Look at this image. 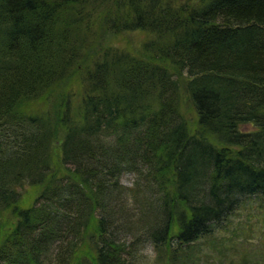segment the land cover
<instances>
[{
    "label": "trees",
    "instance_id": "obj_1",
    "mask_svg": "<svg viewBox=\"0 0 264 264\" xmlns=\"http://www.w3.org/2000/svg\"><path fill=\"white\" fill-rule=\"evenodd\" d=\"M137 30L135 52L99 42ZM138 159L156 248L264 199V0H0V264H131L103 180Z\"/></svg>",
    "mask_w": 264,
    "mask_h": 264
},
{
    "label": "rangeland",
    "instance_id": "obj_2",
    "mask_svg": "<svg viewBox=\"0 0 264 264\" xmlns=\"http://www.w3.org/2000/svg\"><path fill=\"white\" fill-rule=\"evenodd\" d=\"M173 1H180V4L184 5L190 0ZM84 31L83 28L80 33L71 35L73 37L71 39L76 41L83 36ZM152 34L146 30L108 33L101 36L99 42L101 45L115 49L135 52L143 47L144 42L154 37L155 34ZM184 102H186L185 98ZM25 110L28 114H40L45 111V104L35 102L30 109ZM192 117L188 116L193 120L194 117ZM241 129L250 131L253 127L245 125ZM112 140L115 141V138L112 137ZM53 150L54 158L57 161L60 160L62 158L60 149L54 147ZM106 157L113 162L110 154ZM137 162L139 166L144 163L139 159ZM142 166L144 174L140 175L137 171H127L123 168L118 184L115 177H109V175L105 177L106 180H103V183L108 181L111 186L115 183L117 188L113 193L106 195L105 203H108V209L116 214L115 224L120 232L117 240L128 244L129 250L136 248L131 264H264V205L262 204L264 199L261 196L241 199L239 208L223 225L217 227L215 233L188 245L186 247H189L188 249L177 250V245L171 244L156 248L150 241V235L157 228L156 225L161 216L157 208L159 191L148 189L146 178L143 176L147 174V169L145 165ZM98 170L97 168L95 171ZM207 188L203 189L207 190ZM20 190L25 194L32 192L29 186L22 187ZM76 203L77 201L72 202L73 205ZM6 221L9 225L16 223L12 215L7 216Z\"/></svg>",
    "mask_w": 264,
    "mask_h": 264
},
{
    "label": "bare ground",
    "instance_id": "obj_3",
    "mask_svg": "<svg viewBox=\"0 0 264 264\" xmlns=\"http://www.w3.org/2000/svg\"><path fill=\"white\" fill-rule=\"evenodd\" d=\"M10 16H11V15H10ZM11 20H12V19H11ZM13 20H15V19H13ZM13 29H14V28H13ZM229 124H230V123H229ZM260 148H261V146H260ZM260 148H259V149H260ZM257 150H258V149H257ZM260 150H262V149H260ZM126 218H127V217H126ZM128 218H129V217H128ZM126 220H128V219H126ZM126 220H125V221H126ZM125 223H126V222H125ZM127 224H128V223H127Z\"/></svg>",
    "mask_w": 264,
    "mask_h": 264
}]
</instances>
